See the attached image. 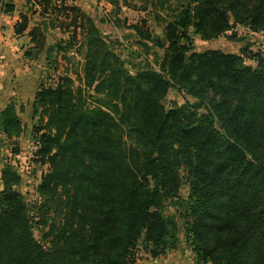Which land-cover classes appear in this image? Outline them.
<instances>
[{"label":"trees","instance_id":"1","mask_svg":"<svg viewBox=\"0 0 264 264\" xmlns=\"http://www.w3.org/2000/svg\"><path fill=\"white\" fill-rule=\"evenodd\" d=\"M76 20L81 70L41 84L31 104L36 154L47 165L36 186L38 219L17 188L20 173L1 170L0 264H134L139 242L158 257L177 245L167 204L181 208L198 262L264 264V53L244 50L252 67L243 55L183 42L189 28L203 39L236 24L264 30V0H180L163 39L145 36L162 48L158 68L133 72L91 19ZM26 29L23 16L14 32ZM69 48L65 38L49 47ZM172 85L196 100L166 108ZM20 126L10 101L0 131L11 138Z\"/></svg>","mask_w":264,"mask_h":264},{"label":"rangeland","instance_id":"2","mask_svg":"<svg viewBox=\"0 0 264 264\" xmlns=\"http://www.w3.org/2000/svg\"><path fill=\"white\" fill-rule=\"evenodd\" d=\"M15 5L12 11L18 17L17 22L23 16L26 17L27 29L16 33V41H11V37L3 34L6 38L0 43L4 45L0 50L9 49L12 57L19 55L18 59L21 61L16 70L0 75V83L10 95L7 96L9 102L15 104L21 126L11 138L0 131V174L7 164L20 173L21 181L17 188L28 203L30 215L36 220L40 205L36 186L40 182L41 173L47 170V165L37 154L31 153L30 146L37 139L33 126L38 124V116L32 114L31 101L40 85L53 83L59 72L81 70L83 55L78 53L81 29L77 28L76 37L71 38L76 23L70 24V20L75 15L78 23L83 16L86 21L91 19L130 71L150 66L157 69L162 48L145 36L150 34L151 37L163 39V29L179 9L180 0H52L49 4L45 0H22ZM72 7L75 9L71 10ZM232 19L231 17V21ZM193 31L192 28L187 30L189 41L183 42L195 51L220 49L236 53L243 55L244 63L252 67H255L256 61L247 53L244 54V50L248 48L250 52L264 53V30L254 31L248 26L236 24L226 33L210 39H203ZM230 34H234L235 38L230 39ZM64 38L70 40L72 48L68 51H50L51 45ZM48 56L50 58H47ZM185 100L193 102L196 99L172 85L161 102L168 108ZM2 102L3 98L0 104ZM181 175L184 183L179 189L178 201L184 206L189 193L185 168H182ZM164 211L173 215L177 224L176 248L153 257L149 253L150 248L145 250L139 242L133 252L134 264H171L172 260L173 264H203L197 261L186 241L181 208L167 204ZM42 229L38 224H34L33 234L41 241Z\"/></svg>","mask_w":264,"mask_h":264},{"label":"crops","instance_id":"3","mask_svg":"<svg viewBox=\"0 0 264 264\" xmlns=\"http://www.w3.org/2000/svg\"><path fill=\"white\" fill-rule=\"evenodd\" d=\"M20 1L22 0H13L11 2L7 0H0V43H2V40L6 37H9V38L11 37V41H16V38L18 36V34L14 32V25L17 22L18 17L15 15L13 11L5 12L3 10L4 9L3 4L11 3L13 4V9H14L16 7L15 5L16 2H20ZM3 34H7V36L5 37L3 36ZM4 44H6V42ZM3 47L4 45H0V49H2ZM11 53L12 52L9 49L0 50V75L9 74L12 71L16 70V68H18V64L21 61L18 59L19 55H17V57H12ZM13 54H14V51H13ZM7 96H10L9 93L7 92L5 88H3V85L0 83V102L3 98V102L2 104H0V112L9 102ZM32 101H31V104H32ZM0 186L2 187L1 180H0ZM173 262L174 260L171 261V264H173Z\"/></svg>","mask_w":264,"mask_h":264},{"label":"built area","instance_id":"4","mask_svg":"<svg viewBox=\"0 0 264 264\" xmlns=\"http://www.w3.org/2000/svg\"><path fill=\"white\" fill-rule=\"evenodd\" d=\"M39 148H40V143H39V141L36 139V140H34V141L32 142V144H31V146H30L31 153L35 155V154L38 152Z\"/></svg>","mask_w":264,"mask_h":264}]
</instances>
